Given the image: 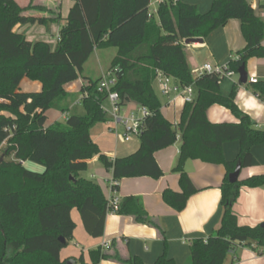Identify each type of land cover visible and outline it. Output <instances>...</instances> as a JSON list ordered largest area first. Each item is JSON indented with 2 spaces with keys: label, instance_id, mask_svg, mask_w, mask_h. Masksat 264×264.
<instances>
[{
  "label": "trees",
  "instance_id": "trees-1",
  "mask_svg": "<svg viewBox=\"0 0 264 264\" xmlns=\"http://www.w3.org/2000/svg\"><path fill=\"white\" fill-rule=\"evenodd\" d=\"M150 0H76L59 35L56 47L46 42H31L16 32L18 26L45 23L43 18L27 16L15 0H0V264H64L61 252L76 230L72 212L79 211L86 233L93 238L104 235L110 206L102 187L82 176L87 161L100 154L91 131L108 123L104 110L106 95L99 92L101 77L85 73L86 65L97 51L115 49L107 69L117 79L112 88L120 95L121 105L147 108L140 147L126 158L100 161L113 173L117 185L127 178L151 177L158 180L163 171L156 162L159 150L175 145L181 136L180 157L174 173L180 175L181 191L166 189L163 201L181 211L197 192L186 172L188 161L222 165L227 175L221 186L222 224L208 240L195 239L188 264H225L238 246L264 253V227L240 225L233 211L243 187H264V175L231 183L229 176L237 166L249 168L253 147L264 143V129L244 114L236 104L238 86L225 95L224 78L217 74L195 78L188 66L183 42L205 39L241 20L246 46L229 63L238 73L254 58H264V20L256 16L246 0H214L204 14L198 6L165 4L158 18L149 19ZM158 72L180 87H195V99L186 103L181 121L171 123L162 114L160 97L154 84ZM29 79L42 85L41 92H23L21 83ZM82 79L85 114L68 116L65 123L47 126V112L69 96L64 87ZM247 85V84H245ZM255 94L264 101V82L255 84ZM213 105L226 107L241 119L239 124H214L207 118ZM240 143V155L228 162L223 146ZM13 157V158H12ZM44 167L43 173L27 169L22 162ZM116 214L130 216L136 223L162 231L139 197L120 201ZM65 241H62V239ZM110 251H91L93 264L117 261L120 264H144L137 257L125 259L113 242ZM262 250V251H261ZM81 264H86L80 258ZM154 264H175L166 256Z\"/></svg>",
  "mask_w": 264,
  "mask_h": 264
},
{
  "label": "crops",
  "instance_id": "crops-1",
  "mask_svg": "<svg viewBox=\"0 0 264 264\" xmlns=\"http://www.w3.org/2000/svg\"><path fill=\"white\" fill-rule=\"evenodd\" d=\"M15 1L22 8L27 9L25 15L45 19V23L41 25L18 26L16 32L26 36L27 40L31 42L42 41L56 47L61 28L76 0ZM181 1L187 5L198 6L200 13L209 11L213 3L211 0ZM246 1L253 5L258 0ZM47 35L52 36L57 42L54 44L49 41ZM203 41V44H193L185 48L191 71L194 72L206 63L229 64L246 46V40L242 35L241 20H231L226 26L210 33ZM246 69L249 76L247 85L240 84L239 77L225 79L229 83L226 87L222 86L221 91L228 95L235 86H238L235 101L238 108L249 116L258 128L264 129V101L255 94L256 85L250 83L251 79L264 82V58H254L248 61ZM82 85L83 80L79 79L64 87L68 95L72 92L80 93L76 103L81 99ZM155 85L157 84L155 83ZM20 89L23 92H41L42 85L26 78L21 83ZM161 104L162 114L167 120L173 124L181 121V115L186 105L182 98H176L173 103H169V99L163 97ZM66 118L62 117L65 120ZM207 118L214 124H239L241 122V119L235 117L230 110L220 105L210 107L207 111ZM91 138L97 143L100 154L111 159L126 158L140 147V139H134L126 144L119 143L115 133L110 131L109 123L97 124L91 131ZM181 144V136H179L175 145L156 153V162L163 171L161 178L158 180L151 177L127 178L119 183L120 190L117 192H113L110 187L113 173L106 171L99 156L93 158L88 163L87 172L82 176L99 184L107 201L112 197H116L120 201L127 197H139L149 216L159 224L162 231L146 224H138L130 216L109 214L105 219L103 237L93 238L86 233L79 211L74 210L72 218L76 223V230L71 240L77 241L76 246L75 249L69 246L64 248L61 252V261L68 264V260L72 258L74 264H77V261L83 257L86 264H93L91 251L98 248H102L104 252L110 251L112 243L116 242L118 251L125 259L137 257L144 264H154L161 257L166 256L175 264H188L192 254L190 251L192 242L195 239L208 240L221 227L223 219L221 186L227 175V170L222 165L205 164L199 160L188 161L185 169L191 182L197 188V192L187 200V205L183 210L175 211L163 201L162 194L166 189L174 192L181 191L180 175L174 173L175 165L180 157ZM240 147V143L237 141L225 143L223 152L226 161H236L241 152ZM252 151L254 156L252 165L242 169L239 181L264 175V143L253 147ZM29 164L32 165L29 167ZM23 166H28L30 170L39 173L44 171V167L30 161L24 162ZM237 200L233 211L241 226L257 227L264 223V187H258V189L243 187ZM80 244H85L86 247L82 249ZM99 264L120 263L112 260L101 261ZM225 264H264V253L259 254L245 245L238 246L227 258Z\"/></svg>",
  "mask_w": 264,
  "mask_h": 264
},
{
  "label": "built area",
  "instance_id": "built-area-1",
  "mask_svg": "<svg viewBox=\"0 0 264 264\" xmlns=\"http://www.w3.org/2000/svg\"><path fill=\"white\" fill-rule=\"evenodd\" d=\"M179 1L180 0H150L148 5L149 19L151 20L154 18H158L159 9L163 5L171 3L176 4ZM252 8L254 9L256 16L264 20V0H258L257 2H254ZM183 45L186 46L185 42H183ZM233 60H235V58ZM193 74L194 77L196 75V78L204 77L207 74H217L221 78H224V80L239 77V74L236 71L230 69L229 64L219 65L206 63L201 68L196 69ZM155 83L160 88L162 96L169 99V103H173L176 98H182L184 103H190L195 99L196 92L194 85H190L189 87L185 88L180 87L174 80V78L172 79L170 77H167L162 72H158ZM250 83L252 85H255L256 83H258V80L251 79ZM116 84L117 79L112 73L104 74L101 77L97 89L101 94L106 95V99L103 105L108 117V123L110 124V131L115 133V136L118 139L119 143L126 144L134 139H140L145 125V119L151 116V112L147 108L139 107L136 105L134 107L130 104H125L124 106L121 105L120 95L112 89ZM82 97L83 96H81V99ZM105 103H109L110 108L107 109L105 107ZM97 156H99L100 160L101 154L96 155L93 158ZM106 157L111 159L108 156ZM93 158L88 160L87 163L92 161ZM22 165H24V162H22ZM115 185H117V181L112 178V180L110 181V187L113 192H116L113 189V186ZM108 204L110 206L109 214H116L115 212L118 211L121 203L118 198L112 197L108 201Z\"/></svg>",
  "mask_w": 264,
  "mask_h": 264
},
{
  "label": "rangeland",
  "instance_id": "rangeland-1",
  "mask_svg": "<svg viewBox=\"0 0 264 264\" xmlns=\"http://www.w3.org/2000/svg\"><path fill=\"white\" fill-rule=\"evenodd\" d=\"M212 1H214V0H211V2ZM201 13H203V12H201ZM24 14H25V12H24ZM47 37H48L49 41H52V43L55 44L57 42L56 39L54 40L52 38V36L47 35ZM197 44H199V43H197ZM184 47L187 48L186 46H184ZM114 55H115V49H107L106 51H97V53L92 56L91 61L86 65V68H85L86 75L89 77H92L93 79H97L104 74H108L107 69L111 64V61H112ZM228 83H229L228 80H223L221 86L226 87L228 85ZM154 88H155L156 94H158V96L161 98V100H163V96L160 92V88L158 87V85L154 84ZM79 96H80L79 92H75V93L72 92L69 94V96L66 98V100L59 102V104H56L53 109H51L47 112V115H48L47 123L49 125H52L57 121H60L61 123H65V119H62V117L84 115L85 114L84 106L80 102L76 103ZM105 107L107 109L110 108L109 103H105ZM6 148H7V146H4L0 154H2ZM31 165L29 164L28 166L30 167ZM28 166L26 167L27 169L29 168ZM75 213L78 215V213L76 211H75ZM76 242L77 241H75V240H71V241H69L68 246L75 249ZM84 245L85 244H80L82 249H83V247H86ZM73 260L74 259L71 258L70 260H68V262L73 261ZM77 264H81V261L78 260Z\"/></svg>",
  "mask_w": 264,
  "mask_h": 264
},
{
  "label": "water",
  "instance_id": "water-1",
  "mask_svg": "<svg viewBox=\"0 0 264 264\" xmlns=\"http://www.w3.org/2000/svg\"><path fill=\"white\" fill-rule=\"evenodd\" d=\"M203 42H204L203 39H188L187 41H185V45L189 46V45H193V44H197V43L203 44ZM238 74H239V81L238 82L240 84H243V85L247 84L249 76H248V72H247L245 65H242L239 68ZM4 160H5V157L1 156L0 163L4 162ZM241 172H242V167L237 166V170L229 176L230 182L236 183L240 178ZM262 226L264 227V223L262 224ZM62 241H65V239L63 238ZM68 264H74V261H69Z\"/></svg>",
  "mask_w": 264,
  "mask_h": 264
}]
</instances>
